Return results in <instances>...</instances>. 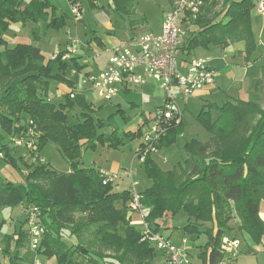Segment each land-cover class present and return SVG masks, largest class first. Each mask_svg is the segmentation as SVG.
I'll return each mask as SVG.
<instances>
[{
    "label": "trees",
    "instance_id": "obj_1",
    "mask_svg": "<svg viewBox=\"0 0 264 264\" xmlns=\"http://www.w3.org/2000/svg\"><path fill=\"white\" fill-rule=\"evenodd\" d=\"M205 1L193 20L197 29L188 34L181 52L189 56L200 47H226L245 41L249 57L256 49L251 12L257 0ZM113 2L122 14L134 10V0ZM56 13L51 0H0V151L5 152L3 159L16 163L9 145L3 142V133L11 139L31 135L41 150L55 143L71 170H55L46 160L30 168L24 185L0 175V208L38 206L46 229L38 253L49 259L55 257L56 264H150L161 252L142 239V232L127 213L130 206H118L119 202H130V190L115 191L113 181L104 183L106 175L102 171L80 166L85 146L95 148L100 144L117 149L124 138L142 136V128L123 136L117 130L104 131L109 123L96 119L93 105L82 95L72 97L68 93L62 103L51 102L47 95L52 80L70 84L65 78L68 64L61 59L62 53L47 59L39 46H10L5 38L4 32L12 23L47 20L48 27H61L65 15ZM257 94L264 101V71L256 81L252 99L212 104L200 111L197 118L211 137L207 141H187L184 163L179 168L164 170L151 155L142 163L152 181L150 187L140 191L145 219L152 230L160 232L157 221L167 213L181 211L193 218L184 227L189 234L199 235L203 223L211 224L204 230L209 241L199 255L203 264H232L235 260L222 247V236L235 215L241 220L239 230L248 233L255 243L260 244L264 237L260 215L264 200V108L255 100ZM73 109L81 110L77 122L69 120L68 112ZM212 109L219 111L216 119L212 118ZM158 111L154 122L158 121ZM183 123L181 115L171 120L159 149L177 142ZM11 238L3 253L9 257V264H21L20 249L28 240L24 226Z\"/></svg>",
    "mask_w": 264,
    "mask_h": 264
},
{
    "label": "crops",
    "instance_id": "obj_2",
    "mask_svg": "<svg viewBox=\"0 0 264 264\" xmlns=\"http://www.w3.org/2000/svg\"><path fill=\"white\" fill-rule=\"evenodd\" d=\"M74 1L81 5L83 11L85 10V8L82 6L81 0H70L71 4ZM134 3H135L134 10L130 14H122L120 12H117L115 10V4L111 10L106 9L103 3L96 4L97 7L106 10V13H108V19L101 21L98 18L99 9L94 10L95 13L90 15V19L93 21L95 27L93 29V37H91V39H88L85 45H82L81 42L75 43L76 45H73L72 47H71L72 43L66 44L63 49H60L58 51V53L59 52L62 53L61 59L68 64V69L65 78L70 82V84L60 82L57 80H52L47 95V98L51 102L58 105L63 102L64 95L70 93L71 96L72 95L84 96L85 99L93 105V109H95L94 112L99 110L96 108L94 102L92 100H89L88 98L89 95L93 93V91L95 90L92 89L91 85L84 82L85 78L88 77L89 75H96L100 73L106 67L109 61L111 50L124 45L129 38L146 32L160 33L162 31V23L164 16L166 13L170 12L173 9L174 0H170V6L169 8H167V10H164L161 25L158 28H156V30H153V27L147 23V18L143 17L142 15L136 16L137 12L140 13L139 10L140 3L138 0H134ZM108 5L111 6V3L108 2ZM114 14L122 16L124 20L125 19L128 20V25L126 26L125 33L123 32L121 40L113 39V37H116L118 35L117 33L118 30L115 28V25L113 24ZM63 15L64 14L57 16L61 17ZM251 16H252V29L256 40V49L249 57L246 55L245 41H237L226 47L214 46V45H210L207 48L200 47L193 51L195 52L197 50L199 55H192L193 53L192 52L189 56H185L181 52L180 59L183 65H186V63L194 57L204 58L208 61L215 75V82L213 84L206 85L204 88L196 91L187 98L179 99V106L181 107L183 121L184 118L188 117L185 115L186 109L192 111V109H196L197 107L203 105L201 110L203 109L207 110L209 109V106L212 104L221 105L226 101L249 100L254 97L256 93V81L262 77L264 71V13L260 12L257 8H254L251 12ZM48 23L49 22L47 20L45 21L40 20L38 23H36L38 27H34V28H39V32L43 31V33H47L49 28ZM195 29H197V26L194 25L193 23L191 25H188L187 27L188 33L183 44L180 47L181 51L183 49L182 48L183 45L187 41L188 34L191 33V31H194ZM17 43L19 42L15 41L13 44H11V46ZM29 44H31V42ZM78 44L79 47H77ZM34 45L38 46L37 43ZM89 50L95 51L97 58L105 56V59L103 60V66L98 70H95L94 67H91V64L89 62H86L85 60L86 58L90 59ZM54 55L55 53L53 55L51 54L49 58H53ZM49 58L47 57V59ZM81 60H83V62H81ZM77 77H79V81L82 83V85L85 86L89 85L90 88L87 89L86 87H83L84 89H82L81 87H79V81L77 82L75 80ZM151 80L154 79H150L149 81ZM149 81L143 87L131 86L121 89L119 94L113 98V99H118L116 105L119 106V110L121 111H123L122 108L123 102L121 100V97L130 96L134 88L137 89V91L142 90L140 92L141 95L139 96V98L135 97L129 101V106L131 107V109H136L137 107H139V111L135 112L134 114H130L128 112L126 113L124 109L122 113L116 116L115 113H113V116H111L110 119L114 121V124H112L111 126L109 124V126H107L104 129V131L106 129L107 132L117 130L118 133L121 136H123L124 133L127 132H131V133L136 132L137 130L140 129V127L142 128V133H144L147 130L151 122L154 120L153 118L155 114L157 113V111L160 109V107L163 105L164 102V92L162 91V89L159 87L161 90L160 92L152 91L151 87L149 86H153V85H149ZM56 82H58L59 85ZM53 83L56 84L54 88H52ZM64 84H66L69 87L68 91L62 89V86ZM211 113H212V118L216 119L218 117L219 111L212 109ZM68 115L69 116L74 115L76 118L78 117L81 118V110L79 109L70 110L68 112ZM142 136L135 137L133 139L129 137L124 138V144L117 149L110 148L108 146H103L100 144L97 145L95 148H87L85 146L83 148L82 157L80 158V166L95 167L100 171H102L104 174L116 175L117 177L113 181L114 190L118 192L129 191L132 184V179L128 175L129 169L131 167H134L136 174L140 169L143 170L142 163H140L136 157L137 149L142 145ZM181 136L184 137L182 134ZM210 137L211 135L209 134V138ZM180 138L181 137H179V139ZM207 140H202V141H207ZM39 149L41 153V148ZM91 152L93 153L90 156L91 162L89 163L87 162V159H88V155ZM158 152H161V149H158ZM154 157L155 156H153V159ZM168 163L169 161H167V164ZM135 166L136 167L138 166V168L136 169ZM172 168L173 167L171 166L163 169L170 170ZM70 170L71 168H69L66 172ZM136 174H135V178H136ZM137 181L139 183V180ZM145 185L146 186L144 189L150 187L152 185V181L148 178ZM144 189L139 188L140 191H143ZM128 205L129 202L127 204H124L122 202L118 203L119 207H124ZM127 213L131 218L132 224L135 225V223L141 220L142 226L136 227L141 231L143 227V219L141 214L131 211L129 207L127 208ZM176 215L167 213L164 216V218L158 220L157 223L159 225V231L162 234H164L166 237H168L171 241H173L175 244L185 246L187 253L192 251L194 248V246H191L190 240L193 239L196 241H200L199 244L196 241L195 243L200 248V251L203 252L205 250L204 248L205 245L209 241V237L207 234L204 233V230L207 227H211V224L203 223L202 224L203 226H200V229L203 232L199 235L189 234L185 231L184 227L189 222L191 221L193 222V218H190L187 215L188 217H186L187 218V220H185L186 222L184 221L182 224H179V226H177L175 225ZM260 215L264 220V200L260 204ZM23 222L24 221H22L21 225H23ZM240 225H241V220L239 219L238 216L235 215V217L229 223L230 229L223 234V236L228 235L230 237L238 238L241 241L240 253L238 257L232 262V264H264V237L262 242L256 245L248 233L239 230ZM17 230L18 229H16V231ZM46 262H49L50 264H56V258H51L50 260L47 258ZM43 264H45V262H43ZM150 264H168V263L165 254L158 253L157 257Z\"/></svg>",
    "mask_w": 264,
    "mask_h": 264
},
{
    "label": "built area",
    "instance_id": "obj_3",
    "mask_svg": "<svg viewBox=\"0 0 264 264\" xmlns=\"http://www.w3.org/2000/svg\"><path fill=\"white\" fill-rule=\"evenodd\" d=\"M205 3V0H174L173 9L164 16L160 33L146 32L129 38L124 45L111 50L109 61L100 73L89 75L84 80L109 101L123 88L143 87L150 79L160 84L164 92V102L157 114L158 121H153L143 133L142 145L136 152L140 163L145 161L147 155L158 151L159 142L167 133L171 120L176 115L182 116L178 100L187 98L215 82L214 72L206 59L194 57L186 65H183L180 59V47L187 36V27L199 16ZM256 8L264 13V0H257ZM72 11L76 16H80V9L74 3H72ZM77 42L79 39H74L71 47ZM13 142L17 146L29 147L37 163L46 162L33 136H15ZM4 156L5 154L0 151V157L4 158ZM135 174L134 167H131L128 172L132 179L129 206L131 211L140 213L142 216V239L164 253L168 264L186 263L185 246L175 244L148 225ZM105 175L104 183L114 181L117 177ZM23 209L25 230L28 235L25 249L38 253L46 230L42 223V211L34 204L23 206ZM222 247L232 259H236L240 253L241 241L226 235L222 238ZM2 250L0 247V252ZM32 264L43 263L35 259Z\"/></svg>",
    "mask_w": 264,
    "mask_h": 264
},
{
    "label": "rangeland",
    "instance_id": "obj_4",
    "mask_svg": "<svg viewBox=\"0 0 264 264\" xmlns=\"http://www.w3.org/2000/svg\"><path fill=\"white\" fill-rule=\"evenodd\" d=\"M51 1L53 2L54 5L57 6L56 14L65 15L66 21L64 25L58 28L55 26H51L48 28L47 33H43V31L39 32V28H37L36 33L34 34L33 33L34 27H38V25H36L35 23H27L24 25L22 23H12L4 32L5 38L10 42V46L15 41L19 43H30V42L31 44L37 43L38 46H40L43 49L44 55L49 58L51 54L53 55L55 53L56 55V53H58L60 49H63L66 44H71L73 40L76 38L79 39V43L81 42L82 45H85L86 41L88 39H91V37H93V29L95 27L93 21L90 19V15L95 13L94 10L99 9L98 18L101 21L108 19V13H106V10L97 7L96 4L103 3L105 8L110 10L114 6L113 0H107V1L81 0L82 6L85 8V10L83 11L81 5L74 1V4L80 9V16L76 17V15L72 11V4L70 0H51ZM138 1L140 3L139 4L140 13L137 12L136 16L142 15L143 17L147 18V23L153 27V30H156V28H158L161 25L164 10H167V8H169L170 6V0H138ZM108 2L111 3V6L108 5ZM113 17H114L113 24L115 25V28L118 30L117 32L118 35L116 37H113V39L121 40L123 32L125 33L126 26L128 25V20L127 19L124 20L122 16L117 14H114ZM55 19L56 18H53L52 21H54ZM77 47H79V44L77 45ZM89 52H90L89 53L90 59L86 58L85 60L86 62H89L91 64V67H94L95 70H98L103 66V60L105 59V56L97 58L95 51L89 50ZM192 55H199V54L196 50L195 52L192 53ZM81 62H83V60H81ZM75 80L78 82L79 77H77ZM158 84L159 83L154 80L149 81V85H153L149 87H151V90L154 92L161 91L159 88L160 84L159 85ZM55 85L56 84L53 83L52 88H54ZM79 87H81L82 89H84L83 87H86L87 89L90 88L89 85L86 86L82 85L80 81H79ZM62 89L68 91L69 87L66 84H64L62 86ZM141 91L142 90L137 91V89L134 88L130 96L121 97V100L123 102L122 103L123 111L125 109L126 113L128 112L130 114H134L135 112L139 111V107H137L136 109H131V107L129 106V101L135 97L139 98V96L141 95L140 94ZM88 98L89 100H92L96 108L99 109L98 111H95L96 113L94 112L95 113L94 116L96 117V119L102 118L105 121H107L110 124V126L114 124V121L110 119V117L113 116V113H115L116 116L123 112V111L121 112L119 110V106L116 105L118 99H113L109 101L103 96H101L98 90L93 91V93H91ZM255 100L258 101V103L264 108V101L261 97V94H257L255 96ZM178 104H179V100H178ZM202 106L203 105L197 107L196 109H192V111L186 109L185 115L188 117L184 118L183 131H182V135L184 137L180 136L181 137L180 139L178 137L176 143L170 146H163L160 148L161 152L157 151L156 153H153L151 155L152 157L155 156L154 160L159 166H162L163 168L177 166L179 168V165L184 163L183 158H185L184 156L185 152L183 148L185 147L186 142L192 138H198L201 141L207 140L209 138L210 133L197 118L198 115L200 114ZM69 120L71 122H76L79 120V117L76 118L74 115H70ZM3 138H4L3 142L9 145L11 152L10 154L15 158L16 163H13L10 160H5L0 157V175L3 178L4 177L8 178L10 181L16 184L24 185L26 183L27 173L29 172L30 168L35 167L38 163L35 161L32 151L30 150L29 147L17 146L13 142L15 136L12 137L11 139L9 135L3 133ZM1 146L2 144L0 143V147ZM2 152L5 154L4 151ZM92 153L93 152H91L88 155L87 162L89 163L91 162L90 156L92 155ZM41 154L47 160L50 166L55 170L66 172L70 168L69 162L63 156L58 146L53 142L46 144L41 150ZM167 161H169L168 164ZM137 168L138 166L136 167V169ZM136 180H139V185H140L139 188L144 189L146 186L145 185L146 181L148 180L147 174L145 173L144 169L143 170L140 169L137 172ZM186 217L188 216L185 212L178 213L175 217V225L179 226V224H182L185 220H187ZM24 218H25V213L22 205L0 208V247L2 249L8 248L7 245L9 239H11V241L13 240V238L11 237L16 235L15 231L16 229L20 228L22 221H24ZM23 226L24 228H26V224L23 223ZM135 226L136 227L142 226L141 220L135 223ZM66 232H69V230H67ZM195 241L196 240L193 239L190 240V244L191 246H194V248L192 251L186 254L187 262L184 264H203L199 256L201 253L200 248L197 246ZM196 242L198 244L200 243V241H196ZM26 244L27 241L25 242L24 245L26 246ZM255 244L258 245V243ZM25 246L20 249V254L22 255L21 264H32V262L35 259H39L42 263L45 262V264H50L49 262H46L47 258L44 255H42L41 253L39 254L36 252L27 251L25 249ZM12 252H14V250H12ZM9 262H10L9 257H6L2 250L0 252V264H9Z\"/></svg>",
    "mask_w": 264,
    "mask_h": 264
}]
</instances>
